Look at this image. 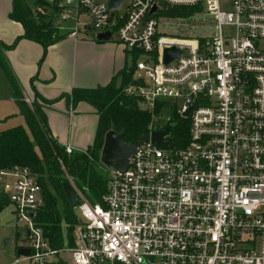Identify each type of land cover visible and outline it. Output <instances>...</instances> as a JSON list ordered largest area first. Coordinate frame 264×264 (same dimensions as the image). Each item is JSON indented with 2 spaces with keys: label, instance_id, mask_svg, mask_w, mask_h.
Wrapping results in <instances>:
<instances>
[{
  "label": "built area",
  "instance_id": "built-area-1",
  "mask_svg": "<svg viewBox=\"0 0 264 264\" xmlns=\"http://www.w3.org/2000/svg\"><path fill=\"white\" fill-rule=\"evenodd\" d=\"M107 1L58 0L57 16L72 22V36L110 30L142 54L122 93L149 112L146 136L163 128L153 127L159 105L165 121L171 111L188 120L186 142L146 139L125 169L99 166L98 201L72 185L73 244L60 248L35 221L43 201L36 174L0 167V194L22 224L19 245L28 247L7 264H53L62 252L69 264H264V0H119L114 8ZM178 7L196 10L168 13ZM200 12L211 32L184 37ZM171 46L180 52L164 63ZM72 150L91 159L64 145Z\"/></svg>",
  "mask_w": 264,
  "mask_h": 264
},
{
  "label": "trees",
  "instance_id": "trees-1",
  "mask_svg": "<svg viewBox=\"0 0 264 264\" xmlns=\"http://www.w3.org/2000/svg\"><path fill=\"white\" fill-rule=\"evenodd\" d=\"M58 10V0H34L33 8H30L25 0H11L8 18L19 23L22 32L8 45L0 42V49L11 47L18 38L32 40L43 48L60 38L63 34H58L53 25V17L57 15ZM195 10L196 8L192 7H178L168 13L187 15ZM95 41L99 42L96 39ZM130 51V65L115 73L105 85L92 88L74 87L68 93L59 95L70 98L73 104L85 101L94 108L98 120L97 131L92 145L86 148L91 159L77 150L66 153L64 145L58 143L48 133L42 109L36 103L29 106L23 100L19 87L2 57V63L8 72L12 97L18 113L23 117L25 127L16 125L0 131V167L26 165L36 174L43 201L36 211L35 221L52 247L60 248L73 244L72 225L75 221V212L62 191V181H68L64 171L71 177L75 187L91 202L98 201L105 190V174L95 168L101 165L98 161V152L101 146L99 129L103 119L106 118L107 128L114 131L122 130V138L126 142L147 133L149 112L139 108L135 99L122 93V86L129 81L139 54L136 50ZM41 100L49 103L54 99ZM158 109L159 105L155 112ZM165 126H169L168 146H183L187 138L188 120L171 111ZM6 201L0 194V206ZM62 222L65 223L64 226ZM53 264L69 263L58 257Z\"/></svg>",
  "mask_w": 264,
  "mask_h": 264
},
{
  "label": "crops",
  "instance_id": "crops-1",
  "mask_svg": "<svg viewBox=\"0 0 264 264\" xmlns=\"http://www.w3.org/2000/svg\"><path fill=\"white\" fill-rule=\"evenodd\" d=\"M33 2L34 0L31 6L27 2L26 4L33 8ZM10 7L11 0H0V42L6 45L22 32L20 24L8 18ZM61 22L69 24L53 25L58 34L63 35L45 48L32 40L18 38L11 47H2L0 50L23 100L27 99L29 106L36 103L42 109L48 133L60 144L83 148L93 142L98 125L97 114L92 107L90 129L86 135L79 131L73 134L71 124L77 126L83 120V113L76 112V109L87 107L82 105L83 101L73 104L70 98L59 95L68 93L74 87L92 88L105 85L115 73L128 66L129 52L115 41L112 44L102 43L104 41L93 43L79 39L77 36L80 37L82 33L72 36L69 34L72 22ZM90 48H103L108 54L106 58L98 57L94 61L85 56ZM41 99L54 100L45 103ZM9 100L14 102L18 110L14 98L10 96ZM69 104L74 114L71 112L68 116L66 112ZM21 118L23 119L22 116Z\"/></svg>",
  "mask_w": 264,
  "mask_h": 264
},
{
  "label": "rangeland",
  "instance_id": "rangeland-1",
  "mask_svg": "<svg viewBox=\"0 0 264 264\" xmlns=\"http://www.w3.org/2000/svg\"><path fill=\"white\" fill-rule=\"evenodd\" d=\"M32 1L33 0H26L27 4L30 6L32 5ZM126 1L127 0H121L122 4H125ZM191 22L194 25L192 28V31L190 33L184 34L183 35L184 37H188L190 35L194 36V35L208 34L211 32L212 22L210 18L206 16L204 12L195 14L193 21L191 20ZM53 23L60 24L61 26H68L69 24V22L68 23L61 22V20H59L57 15L53 17ZM96 33L97 32L95 31H91L90 33L81 34L80 37L78 35L77 37L82 40H90L94 43L96 39L95 38ZM113 41L118 43L116 41V37L114 33L112 34V37L110 40L104 41L102 43L112 44ZM127 50L129 52V55H127V63L128 65H130L131 51L130 49H127ZM107 54L108 53H106L105 49L103 48H97V49L90 48L86 51L85 56L95 61V60H98V57H100V59L106 58ZM2 57L3 56L0 54V131L16 126V125H21L25 127L24 121L21 118L20 114L18 113V110L16 109L14 102L12 100H9L10 96H12V90H11L10 85L8 84V76H7L8 72H6L5 66L2 63L3 62ZM144 58L145 57L142 54H138L137 56V59L139 60L144 59ZM1 64H2V67H1ZM82 105H84V107H87V108H77L76 109V112L83 113V116H82L83 120L77 126L74 123L73 125L71 124V131L73 134H77V132L79 131L81 134L86 135L87 131H89L90 129V124H91V119H92L91 111H93V108L88 102H85V101L82 102ZM136 105L139 108L143 109L142 106L139 103H137V101H136ZM72 113L74 114V111ZM156 117L157 119L154 120L153 127L161 128L167 125V121L169 120V118L165 121V118L167 117V115H166V112L163 110V107H159L158 111L155 112V116L152 117V120L155 119ZM86 148L87 147H83L81 149H84L85 151H87ZM58 161L61 162L60 159H58ZM101 165L99 164L95 168L98 169L99 171H102L101 167H99ZM64 175L68 179V182L71 184V186L73 185L74 189H77L83 197L88 199L83 194L82 191H80L78 188L75 187L71 177L67 174V172L64 171ZM73 209L76 214V209L74 207ZM64 224L65 223H63V226ZM21 226H22L21 222H16L15 220L12 204L6 201L2 206H0V264H7L14 257L16 247L22 243L23 232L21 230ZM60 255L64 260L66 261L69 260V254L67 252H62Z\"/></svg>",
  "mask_w": 264,
  "mask_h": 264
},
{
  "label": "water",
  "instance_id": "water-1",
  "mask_svg": "<svg viewBox=\"0 0 264 264\" xmlns=\"http://www.w3.org/2000/svg\"><path fill=\"white\" fill-rule=\"evenodd\" d=\"M119 4V0H108V8H114ZM152 7L150 10H152ZM97 41H105L111 39V31L106 30L103 32H98L95 35ZM180 50L171 46L163 49V62L166 63L171 60L174 56L179 54ZM189 107L181 113L182 116H187ZM169 132V126H164L159 130L151 131L148 136L139 135L135 140L126 142L123 140V131H114L107 128L106 118L103 119L100 129L99 137L101 139V146L98 153L99 162L108 169L114 170H123L127 166V161L129 155L134 151L135 147L141 144L146 139L155 143H167L170 140L167 135ZM63 194L71 207H74L75 202L77 201V195L71 186V184L63 180L62 183ZM28 252V247L26 246H17L15 253L16 254H26Z\"/></svg>",
  "mask_w": 264,
  "mask_h": 264
}]
</instances>
